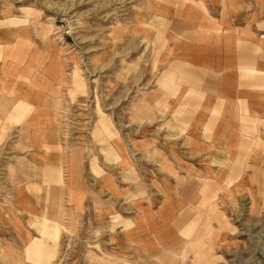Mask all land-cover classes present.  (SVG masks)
<instances>
[{
  "label": "rangeland",
  "instance_id": "obj_1",
  "mask_svg": "<svg viewBox=\"0 0 264 264\" xmlns=\"http://www.w3.org/2000/svg\"><path fill=\"white\" fill-rule=\"evenodd\" d=\"M219 1L0 0V99L10 101V115L0 114V252L23 250L12 264H155L173 250L191 264L187 241L202 224L191 232L196 193L185 187L197 181L204 226L211 218L221 229L205 246L210 263L264 264V179L219 182L236 139L211 121L239 107L264 111V81L254 84L226 37L182 34L181 25L212 24L198 18L200 2L220 19ZM244 1L251 12L254 0ZM22 97L32 110L14 105ZM50 164L62 188L46 201ZM42 249V260L30 258Z\"/></svg>",
  "mask_w": 264,
  "mask_h": 264
},
{
  "label": "crops",
  "instance_id": "obj_2",
  "mask_svg": "<svg viewBox=\"0 0 264 264\" xmlns=\"http://www.w3.org/2000/svg\"><path fill=\"white\" fill-rule=\"evenodd\" d=\"M216 4L219 5L217 6V8L213 7V12H219L221 15L220 19L212 16L209 11L210 9L206 8V6L200 2L199 5L202 9V12L201 17L199 16L198 18H200L201 21L203 19L207 22L211 21L212 24L210 26L208 24L201 26L198 25L195 27V30H192V28H190L189 26L183 28V26L181 25L182 34L189 37L191 35L193 37L198 36L199 39H201L202 34H209L211 36L214 35L217 36L218 39L220 38V36L226 37L225 46L229 43H232L233 46H236V48L240 50L237 64H239L243 68L249 69V71L253 70L254 78H252V80L254 84H258V87L262 88L261 84L264 81V65L262 64V61L264 62V0H254V8L251 12L244 11V7L247 6L244 0H220ZM229 13L235 14V19L237 20L243 19L246 22L245 27L242 29L238 26H235L234 24L231 25L230 23H232V20ZM203 15L204 18H202ZM240 33H244L246 38H238V36L241 35ZM173 66L177 67L176 64H174ZM233 66L236 67L235 65ZM186 73L187 72H185V74ZM59 75L60 70L57 69V72H55L53 76L55 77V79H57ZM75 82H77V80ZM52 89L55 93H60L58 85H56L55 87L52 86ZM251 95L252 94H250L248 97L251 98ZM8 104H10V101H8L6 98L0 99V114L3 113L5 116L10 115V113H6V107L8 106ZM52 104L56 110L55 113H53V116H51L53 121L52 123L54 124L51 126L50 134L49 132L46 133L47 136L49 135L52 140H55V131H57L58 133L60 132L58 113V110L60 108V98L55 97ZM14 105L21 106L26 110H32L34 108L32 103L24 97L18 99V101H16ZM39 113H42V117L44 116L43 112ZM33 119L35 131L42 129L43 132H45L48 129L47 127H45L46 122H44L43 127L39 126L41 118L38 119L37 115H35ZM213 120H219V122L222 121L224 127H232V134L234 136V139H236L234 145L231 146V151L227 152L224 160L221 162L222 167L220 174H217L215 176L218 177V179L220 178L219 182H221L226 187H237L240 184H243L242 182H244V184H250L251 182L258 179H264V111L256 110L253 108L246 109L245 107H239L235 111L229 112L228 114H221L220 116H218V118L213 115L211 121ZM100 121L102 126L107 128V124L103 121L102 118ZM51 165L52 164L46 167V174L47 179H49L48 182L52 187L50 189V193L52 195L55 192H58V189H61L62 185H60V178L57 177L56 173L54 172L56 168ZM71 172L72 173L70 175V179L72 186L80 185V176H78L77 178L78 168L74 166ZM105 178L112 181L110 176H107ZM199 180L201 185L204 187V176ZM197 183H189L185 187L189 190H187V194L190 195V191H194L196 193V195L194 196L195 198H192L191 195L189 196V199L186 198L190 201H193L194 203L196 202L194 206L187 205L192 210V221L194 225H192L191 232L193 231L197 223L201 222L202 224V227L199 226L200 228H198V230L194 233V238L187 241L191 245L190 250L193 253L191 257V260L193 262L191 264H203L199 263L202 258L208 260V264H214L213 262L210 263L212 259L208 252L205 251V246L210 243L214 244L215 237L213 236L221 232V229H213L210 223L211 218L208 219V225L204 226V189L202 188L198 190L199 185ZM51 195L49 196L47 193L45 200H57L56 196L54 197V195ZM213 197H215V192L212 195V198ZM206 209L214 215L218 214L217 207H206ZM53 229L54 232L52 234H56L55 227H53ZM38 244L40 245L41 241H38ZM170 248L171 250L174 249L173 246H170ZM176 248L178 249V246H176ZM173 252L174 250L166 254L162 253L163 255L156 254L155 256L158 258V262H156L155 264H179L175 261H180L182 259H180V255L178 253L172 254ZM22 253L23 250H12V252L10 253L11 257H7L6 255L2 254V252H0V264H12L14 258H21L20 255ZM45 256L46 253L43 252L42 249L40 251H32L30 258L42 260ZM182 257H184V255H182ZM25 258L28 259V256H26ZM29 264L39 263H31L30 261Z\"/></svg>",
  "mask_w": 264,
  "mask_h": 264
}]
</instances>
